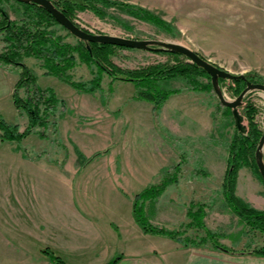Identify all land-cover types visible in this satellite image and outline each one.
Masks as SVG:
<instances>
[{"label":"rangeland","instance_id":"374dc122","mask_svg":"<svg viewBox=\"0 0 264 264\" xmlns=\"http://www.w3.org/2000/svg\"><path fill=\"white\" fill-rule=\"evenodd\" d=\"M117 2L115 5L96 3L103 15L77 5L73 7L72 20L94 34L181 44L232 74L253 73L264 78V0ZM123 3L152 11L169 26L140 18L121 6ZM0 8L9 17L5 24L0 11L2 53L8 42L4 27L10 22L16 26L28 25L38 19V14L17 0H0ZM41 26L54 38L61 37L62 42L74 47L79 44L80 39L57 21L43 22ZM110 60L126 70L194 63L180 53L121 46L113 47ZM22 61L38 75L41 87H52L58 92L64 106L59 105V111L48 118L46 137L34 132L30 139L35 145L31 152L39 157L40 167L37 226L33 224L17 231L14 223L15 229L1 234L4 230L0 223V264H55L49 253L60 257L65 264H106L119 255L125 256L122 264L207 262V255L214 251L210 244L197 248L178 244L177 250L171 243L162 241L169 239L144 234L136 224L139 231L125 224L126 220H133L135 195L160 182L179 162L183 163L179 183L169 185L156 199L153 224L178 229L184 236L198 240L205 232L186 226L190 221L187 212L203 205L204 222L218 235L221 244L236 251L264 246V234L247 226L224 197L228 146L236 122L232 110L221 104L209 74L193 71L187 77L159 81L162 89L185 91L193 97L191 103L195 106L213 109V125L207 131L187 121L179 135L174 133L178 130L171 122H178L179 111L169 105L161 107L156 115L153 106H148L149 101L134 98L136 86L132 81L113 79L104 73L102 87L87 93L56 76L45 75L44 60L39 57H24ZM96 70L95 65L88 66L77 59L67 73L76 82L88 83L95 78ZM219 86L225 98L233 101L246 83L239 86L226 79ZM19 94L24 97L25 89H20ZM247 105L255 108L253 120L264 132V91H248L238 107L244 117L241 123L248 128L249 120L244 112ZM17 114L11 124L21 128L24 120L29 123L26 114ZM7 117H10L8 112L0 111V119L7 121ZM55 120L56 134L52 125ZM15 143L25 155L31 150L23 141ZM76 148L89 160L79 161ZM253 160L257 166L255 152ZM42 165L46 169L42 170ZM252 166L250 157L249 165L239 169L235 193L252 207L264 209V182L258 166V172ZM9 173L14 179V171ZM6 236L9 243L4 240Z\"/></svg>","mask_w":264,"mask_h":264},{"label":"trees","instance_id":"16d2710c","mask_svg":"<svg viewBox=\"0 0 264 264\" xmlns=\"http://www.w3.org/2000/svg\"><path fill=\"white\" fill-rule=\"evenodd\" d=\"M51 1L57 9L62 11L71 20L73 7L77 5L82 8H89L97 14L103 15V10H101L96 3L100 2L106 5H115L119 3L117 0ZM23 4L27 7V9L34 10L38 14V19L36 21L32 20V23L28 24L30 27L26 24L16 26L15 23L11 24V22L9 25L4 27L6 33L8 34V42L6 46L7 49L0 53V62L15 66L19 69V80L16 83L13 99L19 114H26L29 118V123L24 130H21L18 124H11L3 118L0 119L1 142L11 141L20 143L28 135L34 132L41 137H46L47 127L50 123L48 118L51 115H55L59 111V105H61L60 107L64 106L63 100L59 99L52 87L43 88L38 84V75H36L26 64L23 63L22 59L24 57L33 56L43 59V66L46 68L45 75L56 76L82 92L93 93L99 90L102 87L101 75L104 73H107L113 77V79L132 81L136 86L134 98L138 100H146L152 103L156 115L165 101L172 94L179 93V90L162 89L159 86L160 80L173 79L178 76L187 77L190 76L193 71L200 72L205 75L207 74L208 76V73L195 63L190 65L180 64L147 66L138 70L122 69L113 64L110 60V54L112 53L113 47H116L115 45L79 40V44L74 47L66 42H62L61 37L54 38L52 34H49L45 30L46 28L42 29L41 25H43V22L48 23L50 20L56 21L44 7L32 2ZM121 6L128 9L130 13L150 22H154L159 26H169L167 22L163 21L148 9L127 3H123ZM0 11H2L4 18L3 22L9 21L7 13L1 8ZM5 24H7V22ZM31 27L34 29L33 31L31 30ZM77 59H80L88 66H96L97 70L95 78H93L90 82H76L72 80L71 76L67 73L68 69L75 66ZM224 80L226 79L219 78V82ZM231 81L237 83L239 86H244L247 81L264 84V78L253 73L244 74V78L233 79ZM20 89H25L24 97L19 94ZM227 109L232 110V117L236 122L233 109L229 107H227ZM244 112L249 120L248 128L241 123V120L244 117L241 113H239L238 117L242 126L239 127L238 124L235 123V133L228 146L229 156L227 159V170L223 182V192L224 197L233 212L236 213L247 226L264 234V209L252 207L235 193L238 171L242 166L249 165L250 157L252 158L253 169L255 172H258L257 166L253 160V154L263 134L253 120L255 108L247 105L244 108ZM52 125L54 126V133L56 134L57 120L52 122ZM76 152L79 161L84 162L89 160V158L85 157V155L78 148H76ZM98 155H100V153L91 157L90 160ZM182 165L183 163L179 162L177 165L173 166L171 170L167 171L168 173L163 176L160 182L148 186L135 195L132 213L135 222L141 230L145 234L171 239L179 243L184 248H197L210 244L213 250L222 251L232 255L251 254L264 257V246L253 250L236 251L224 244H221L218 241V235L208 229L204 222L205 211L203 205H199L196 211L189 208L187 212V216L190 218V221L186 224V226L203 229L205 232V235L198 240L189 236H184L183 232L178 229L158 226L151 222L154 217L156 199L166 191L169 185L179 183ZM48 253L49 252H47V254ZM49 254V257L55 264H65L60 257L54 255L53 253ZM122 258L123 256L119 255L118 257L111 259L106 264H118Z\"/></svg>","mask_w":264,"mask_h":264},{"label":"crops","instance_id":"0c3cea01","mask_svg":"<svg viewBox=\"0 0 264 264\" xmlns=\"http://www.w3.org/2000/svg\"><path fill=\"white\" fill-rule=\"evenodd\" d=\"M38 74L43 75L40 72H38ZM18 80L19 69L15 66L0 62V111L3 113H9L10 117H7V122L9 123L15 122L14 120H16V117H18V111L17 108H15L16 106L13 99L14 90ZM45 87L46 86H44L43 88ZM56 90L58 91V89ZM171 97H173L172 100H170ZM193 100V97L189 93L183 91L172 94L169 99H167L163 104L162 109L165 106L170 105L173 106L174 110H176L177 112L179 111L178 122L173 120L171 121L173 122V128H175V130H178L177 132H174L175 134L178 133L179 135H181L183 133L182 126H184L187 121H192L196 126L203 128L204 131H207L209 127H212L214 115L212 107L195 106V104L191 103ZM149 104L150 105L148 106H153L152 103ZM187 107L189 108V111H187ZM183 114L187 115V117L183 116ZM27 123L28 122L26 120H24L22 124L20 123V129L24 130ZM167 128L169 129V127ZM31 137L32 134L28 135L23 140V144H26V147H31V150L28 151L27 155L24 154V151H22L21 147L15 142L4 141L0 143V223L3 224L2 228L4 230V233L1 234H8L11 228L15 229L16 226L14 225V223L18 227L16 228L17 231L21 230L22 228L28 229L33 226V224H36L37 226L38 223L37 206L40 167L38 166L39 157L37 158L33 154V152H31L35 148V145L31 143ZM163 143L165 144L164 141ZM36 150L39 151L38 149ZM42 166V170L46 169L44 168V165ZM53 169L54 171L56 170L54 166ZM12 170L14 171V179H11V173H9V171ZM50 178H52V176H50ZM130 220H126L125 222L127 227L131 229H137L139 231L140 227L138 226V228L136 226L138 224L136 222L134 223V217L133 220ZM4 240L7 243L10 242L7 236L4 237ZM169 240L170 241L168 242V240L162 239L163 242L166 241L167 243H171V245H173V247L178 250L179 243L171 239ZM20 244L22 243H19V246ZM124 257L118 262V264L123 263ZM143 264L154 263L145 262ZM202 264H264V257H259L251 254L232 255L222 251L214 250L211 256L207 255V262H204Z\"/></svg>","mask_w":264,"mask_h":264},{"label":"water","instance_id":"95a60500","mask_svg":"<svg viewBox=\"0 0 264 264\" xmlns=\"http://www.w3.org/2000/svg\"><path fill=\"white\" fill-rule=\"evenodd\" d=\"M23 3H36L44 7L54 19L65 27L72 35L77 37L80 40H85L88 42L102 43V44H111L115 46L127 47V48H136V49H147V50H166L173 53H180L187 56L192 62L196 65L202 67L210 76L213 89L217 96L220 99V102L225 107L233 109V114L236 118V123L241 127L238 107L242 103L243 97L246 93L253 89H259L264 91L263 83H253L251 81L246 82V87L242 90L239 96L233 100L229 101L225 98L222 89L219 86V78L223 79H240L244 78V75L232 74L229 71L223 70L216 65L212 64L208 60L201 57L198 53L190 50L189 48L172 42H166L161 40H139L133 38L112 36L107 34H94L85 31L76 25L70 18H68L62 11L57 9L51 0H17ZM264 132L259 140L257 148L255 150V161L260 171L261 177L264 182Z\"/></svg>","mask_w":264,"mask_h":264}]
</instances>
